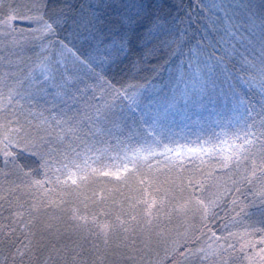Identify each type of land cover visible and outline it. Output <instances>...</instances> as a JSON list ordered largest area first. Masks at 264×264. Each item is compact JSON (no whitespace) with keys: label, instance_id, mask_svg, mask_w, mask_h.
Returning <instances> with one entry per match:
<instances>
[{"label":"trees","instance_id":"trees-1","mask_svg":"<svg viewBox=\"0 0 264 264\" xmlns=\"http://www.w3.org/2000/svg\"><path fill=\"white\" fill-rule=\"evenodd\" d=\"M119 3L99 10L88 0H0V264H264V174L247 179L264 157L260 118L242 119L231 104L227 125L170 143L126 99L158 80L153 69L184 59L174 55L179 43L163 48L162 37L148 35L157 22L177 35L186 30L185 41L203 35L201 46L212 52L223 33L208 34L206 0H139L138 16L127 0ZM247 3L261 23L264 0ZM94 12L112 17V25L102 19L112 35L127 37L128 54L115 64L81 63L93 55L81 25ZM125 13L131 19L122 23ZM45 22L51 32L42 30ZM103 23L97 28L108 39ZM152 49L159 50L145 63ZM225 62L241 77L250 74ZM65 80L87 86L85 122L111 106L114 115L96 125L103 132L66 135L48 105L29 102V94ZM248 131L251 144L237 139ZM241 144L237 160L233 146Z\"/></svg>","mask_w":264,"mask_h":264},{"label":"snow or ice","instance_id":"snow-or-ice-1","mask_svg":"<svg viewBox=\"0 0 264 264\" xmlns=\"http://www.w3.org/2000/svg\"><path fill=\"white\" fill-rule=\"evenodd\" d=\"M125 7L129 9V13L134 11L137 16L142 11V5L138 3L129 2ZM205 7L210 13L208 19L211 21V26L207 28L208 34L213 31L223 33L220 40L212 45L211 53H208L207 48L201 46V42L204 40L203 35L194 43V37H188L185 41L183 37L188 35L186 30L177 35V29L166 28L158 22L155 25V31L148 33L150 37L155 39L164 37V39H160V47H171L172 44L179 42L180 47L174 53V55L178 54L184 57L177 68L178 75L174 78V88L179 91V100H182L185 105L192 104L194 106L204 105L205 102L211 105L220 100H226L232 104L234 110L242 113V119L253 118V123H255V118H260L259 123L264 128V19L261 20V25L255 24L252 17L248 15L247 0H206ZM129 13L121 16L122 23L130 21L131 15ZM14 18L16 17H10L6 23ZM102 23V14L94 12L91 18L85 20L81 25L87 32L86 38L94 45L93 55H90L87 62L81 61L82 64H94L99 60L104 64L111 65L128 54L126 35H110V38L105 39V35L100 33L97 28V25ZM257 28L260 29L259 33H257ZM42 30L51 32L53 25L45 22ZM257 38L258 48L254 45V40ZM185 45H191L186 56L182 51ZM158 50L152 49L146 52L143 56L144 62L147 63L152 59L153 52ZM206 53L207 55H205ZM253 55L254 59L248 58ZM226 60L238 64L241 71H250V74L245 77L239 76L228 67ZM48 70L47 67L42 68L44 72ZM47 79L48 77L45 78V82ZM180 85H183V88ZM238 85L242 87L244 95L237 91ZM167 87L166 84L162 85V89ZM86 92L87 86L81 89L71 80H65L62 84L57 85L56 90L50 91L49 88L45 87L35 94H29L28 99L30 103L35 100L37 103L42 102L48 105L46 110L49 113H55L51 116L52 123L61 127L66 135H75L78 132H83L84 135H95L97 132H103V129L96 125L102 119L107 120L114 113L111 111V106L103 114L97 108L95 117L88 116L87 122H85L81 116L84 110L91 107L85 98ZM249 92L252 93L253 97L259 96V99L250 100ZM126 99L130 101V104L137 106L146 102L148 107H151L155 103L151 96H147L146 101L138 99L136 95L126 96ZM256 105L259 106V111H257ZM171 106V104L168 105V107ZM47 119L48 117H45V120ZM252 126L247 125L248 128ZM252 135L253 133L248 131L245 132L244 137L238 136L237 139H244V143L251 144L252 141L247 137ZM261 135H264V132ZM233 147L236 149L233 155L239 160V152L246 151V149H244L243 144ZM24 150L27 151V148ZM6 155H11V153H6ZM32 155L35 153L33 152ZM244 159H247V156ZM231 160V156L226 157L223 166L228 167ZM260 163L261 167L258 169L254 167L247 177L249 183H251L252 178H258V171L264 174V157H261ZM253 164L255 165V161ZM73 182L75 183V181ZM197 202L204 206L203 201L198 200ZM150 207L151 205H149ZM204 211L205 213L208 211L206 206H204Z\"/></svg>","mask_w":264,"mask_h":264},{"label":"rangeland","instance_id":"rangeland-1","mask_svg":"<svg viewBox=\"0 0 264 264\" xmlns=\"http://www.w3.org/2000/svg\"><path fill=\"white\" fill-rule=\"evenodd\" d=\"M94 1L97 3L96 6L99 10L109 7L110 4L115 7L122 5L119 3L120 0H102V2L101 0H88V3L91 4ZM129 2L138 3L139 0H127V3ZM112 15H115V13ZM102 19H110V24L112 25V17L110 15L103 16L102 14ZM103 24V33L104 31L111 32L110 35H112L114 30H110L109 27L111 26ZM160 24L169 28L164 23ZM257 25H261V23H257ZM258 30L260 31L259 28ZM161 39H164V37ZM178 43L172 44L171 47L178 46ZM164 53L166 54L167 50ZM179 65L180 62L168 60L161 69L155 68L154 75L157 77V81L153 80L146 85H138L131 90L132 96L136 95L142 101H146L147 96H151L155 100L151 107H148L147 103L144 102L140 103L138 108L145 118V123L150 131L158 138L170 143H175L188 137L195 138L203 134L207 135L215 130L219 124L227 125L233 112L231 103L226 100H220L211 105L205 102L204 105L196 106L192 104L185 105L182 100H179V91L174 88V78L178 75L177 68ZM165 84L168 87L162 89V85ZM180 87L183 88V85H180ZM169 104L172 106L168 107Z\"/></svg>","mask_w":264,"mask_h":264}]
</instances>
